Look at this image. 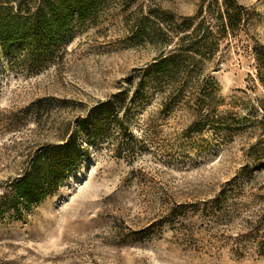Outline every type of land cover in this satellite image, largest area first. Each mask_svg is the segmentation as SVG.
Returning <instances> with one entry per match:
<instances>
[{
    "label": "rangeland",
    "instance_id": "374dc122",
    "mask_svg": "<svg viewBox=\"0 0 264 264\" xmlns=\"http://www.w3.org/2000/svg\"><path fill=\"white\" fill-rule=\"evenodd\" d=\"M202 1L90 0L65 42L0 49V194L40 146L77 128L81 147L50 196L0 218V264H264V0H236L242 30L200 71L145 70L177 40L167 12ZM118 94L130 135L77 124Z\"/></svg>",
    "mask_w": 264,
    "mask_h": 264
},
{
    "label": "trees",
    "instance_id": "16d2710c",
    "mask_svg": "<svg viewBox=\"0 0 264 264\" xmlns=\"http://www.w3.org/2000/svg\"><path fill=\"white\" fill-rule=\"evenodd\" d=\"M89 8L90 0H0V49L15 42L63 43L69 36L72 20L85 16ZM244 11L245 7L236 0H203L193 15L176 17L167 12L166 19H162L169 21L168 26L177 40L145 70L157 79L172 78L176 73L187 75L194 70L200 71L214 57L227 36L242 30ZM252 52L258 77L263 82L260 71L264 70V46L254 44ZM158 84L161 85L160 81ZM205 98H210V95ZM119 100L121 94L97 102L77 124L82 127L86 119H90L93 130L98 133L101 122L108 120L117 123L118 133H130L119 113ZM77 139L78 130L75 128L60 143L38 148L24 172L0 194V218L9 210L18 212L41 201L58 188L81 155ZM134 233L137 238H143L150 234V230L141 229ZM261 245H264V241Z\"/></svg>",
    "mask_w": 264,
    "mask_h": 264
}]
</instances>
